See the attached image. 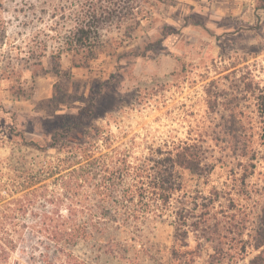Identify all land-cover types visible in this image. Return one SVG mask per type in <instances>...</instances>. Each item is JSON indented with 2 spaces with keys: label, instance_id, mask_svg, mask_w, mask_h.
Segmentation results:
<instances>
[{
  "label": "rangeland",
  "instance_id": "rangeland-1",
  "mask_svg": "<svg viewBox=\"0 0 264 264\" xmlns=\"http://www.w3.org/2000/svg\"><path fill=\"white\" fill-rule=\"evenodd\" d=\"M263 1L164 0L151 19L143 20L137 39L119 47L114 56L104 53L90 61L89 69H77L63 53L55 75L50 71L53 55L63 46L82 0H0V212L21 194L16 187L23 170L63 155L26 146L21 136L50 142L68 117L88 109L92 90L102 82L106 84L91 109L95 111L90 117L82 114L83 124L101 127L104 137L111 135L113 147L125 150L128 162H138L150 149L165 151L197 141L208 163L214 164L209 183L218 186L237 164L229 148V140L236 139L252 147L255 173L248 184L252 191L262 189L264 115L244 91L247 81L264 87ZM105 31L118 36L114 27ZM157 40L161 43L145 52L144 47ZM131 50L145 52V57L123 55ZM118 67L126 70L117 72ZM96 142L105 152L103 140ZM236 173L240 176L239 167ZM253 198L257 200V194ZM172 220L168 211L163 218H141L130 226L105 223L102 232L122 244L136 238L128 258L156 264L172 244ZM90 252L80 247L76 254L89 260L94 258ZM255 253L250 250L237 264H246ZM25 259L17 249L9 264H25ZM94 260L129 264L104 255Z\"/></svg>",
  "mask_w": 264,
  "mask_h": 264
},
{
  "label": "trees",
  "instance_id": "trees-1",
  "mask_svg": "<svg viewBox=\"0 0 264 264\" xmlns=\"http://www.w3.org/2000/svg\"><path fill=\"white\" fill-rule=\"evenodd\" d=\"M163 1L82 0L63 46L53 55L50 71L59 74L63 53L70 55L71 67L77 69H89L90 61L104 53L114 56L119 47L137 39L143 20ZM107 26L118 29V36L107 34ZM160 43H148L145 52ZM145 52L131 50L123 55L136 59L145 57ZM122 69L126 70L118 67L116 71ZM247 82L245 94L254 97L264 115V87ZM105 84L92 90L88 109L82 112L86 117L94 113L91 109ZM216 104V100L211 102V112ZM82 114L68 117L50 142L26 141L21 136L26 146L56 149L63 155L38 161L34 168L21 172L16 187L21 194L0 212V264H9L17 249L25 254V264H97L94 259L101 255L137 264L128 258L137 239L122 244L106 237L102 232L105 223L130 226L141 218H163L168 211L173 218L172 244L165 259H155L156 264H237L250 250L256 253L246 264H264V186L252 191L248 184L255 172L253 149L247 142L229 140L237 164L228 171L227 180L213 186L209 177L214 164L208 163L199 142L165 151L150 149L148 156L130 163L125 150L113 147L111 135L104 137L101 127L83 124ZM98 138L105 152L98 147ZM247 230L250 233L244 239ZM80 247L89 248L94 258L76 254Z\"/></svg>",
  "mask_w": 264,
  "mask_h": 264
}]
</instances>
